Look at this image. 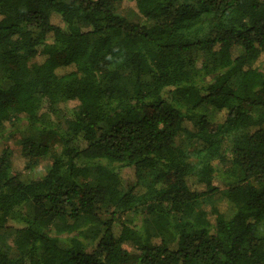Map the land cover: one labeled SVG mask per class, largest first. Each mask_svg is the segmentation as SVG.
<instances>
[{
	"label": "trees",
	"instance_id": "16d2710c",
	"mask_svg": "<svg viewBox=\"0 0 264 264\" xmlns=\"http://www.w3.org/2000/svg\"><path fill=\"white\" fill-rule=\"evenodd\" d=\"M120 1L0 0V264H264V0Z\"/></svg>",
	"mask_w": 264,
	"mask_h": 264
},
{
	"label": "rangeland",
	"instance_id": "374dc122",
	"mask_svg": "<svg viewBox=\"0 0 264 264\" xmlns=\"http://www.w3.org/2000/svg\"><path fill=\"white\" fill-rule=\"evenodd\" d=\"M115 8L117 10L118 13H120L123 17L127 18L129 21L132 22H140L142 21V17L141 15L138 13L136 7H135V3L132 0H121L120 2H118L117 4H115ZM73 67L69 66L67 68H62L59 70V74H64L67 73L69 71H72ZM74 106V103H67L66 105H64L63 107H61L63 110H70L72 109ZM213 116L217 121L221 120L223 118V115L221 114H212L210 112V117ZM26 122L21 120L16 124V129L17 130H23V128L25 127ZM19 139H20V135L19 133H14L13 136H11L10 138L6 139L5 142L7 144H9L10 146H12L14 149H17L19 147ZM178 143H184L187 144L188 141L184 138V136H181V139L178 141ZM25 163L26 161L21 158L19 156V153L17 152H13V156H12V171L14 174H17L18 176H20L23 179H26L29 176V172L27 170H25ZM38 174L42 175L44 174V167L40 166L38 168ZM129 182L128 181H124V184L127 185ZM214 185L216 187H218L220 190H223L226 188V185L222 182V180L219 177H216L214 180ZM221 194H217L216 196L212 197L211 199L205 201L204 203V208L210 212L212 207L218 208L221 212H224L226 210V205L224 204V202H222L221 199ZM211 220H213V217H210ZM264 236V223L259 225V232H258V237H262ZM91 249L89 248L88 251H90ZM10 256L11 257H17L18 256V252L11 248L10 251Z\"/></svg>",
	"mask_w": 264,
	"mask_h": 264
}]
</instances>
